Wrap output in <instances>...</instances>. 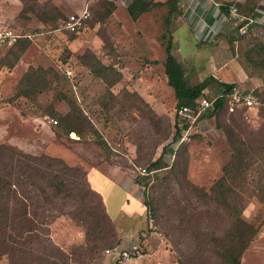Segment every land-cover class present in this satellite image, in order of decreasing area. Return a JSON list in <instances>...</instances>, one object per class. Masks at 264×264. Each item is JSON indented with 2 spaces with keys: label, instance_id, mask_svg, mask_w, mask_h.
<instances>
[{
  "label": "rangeland",
  "instance_id": "374dc122",
  "mask_svg": "<svg viewBox=\"0 0 264 264\" xmlns=\"http://www.w3.org/2000/svg\"><path fill=\"white\" fill-rule=\"evenodd\" d=\"M255 1L241 9L245 19L239 25L245 24V33L232 37L235 43L224 36L225 43L218 46V36L232 34L239 25L233 19L224 27L217 20L205 22L209 5L199 16L194 4L168 14L165 3L132 20L125 0H85L88 17L76 32H69L62 22L80 9V0H0V30L9 28L18 35L13 43H0V143L58 157L78 166L89 187V180L94 184L107 178L123 190L135 189L142 202L129 204L122 218H114L125 246L105 236L95 241L98 251L88 264H116L105 249L117 254L134 247L118 264H177L178 259L215 264L197 250L202 241L211 249V235L220 234L227 222L216 201L190 188L208 192L232 160L230 144L249 152L242 154L244 163L245 155H251L247 169L225 174L229 187L242 197V218L255 230L239 264H264V0ZM253 8L258 16L251 13ZM176 26L173 41L179 54H173L182 56L188 83L212 74L250 92L252 106L233 104L232 111L213 114L206 110L183 130L185 121L177 115L163 72L160 38ZM200 34L215 49L201 41L197 45ZM218 92L213 82L198 98ZM72 112L79 118L78 134L64 126ZM159 155L161 167L147 171ZM142 168L145 174L139 173ZM138 181L146 183L144 194ZM91 200L95 205V198ZM62 203L51 211L55 217L47 226L48 238L61 251L80 253L79 247L91 243L84 208L80 201ZM0 264H9L5 255Z\"/></svg>",
  "mask_w": 264,
  "mask_h": 264
},
{
  "label": "trees",
  "instance_id": "16d2710c",
  "mask_svg": "<svg viewBox=\"0 0 264 264\" xmlns=\"http://www.w3.org/2000/svg\"><path fill=\"white\" fill-rule=\"evenodd\" d=\"M126 12L130 19H136L141 13L148 11L153 6L161 5L160 2L150 3L149 0H125ZM175 0H167V13L175 11ZM111 12V4L108 2ZM168 24L169 17L166 16ZM167 32V29H166ZM165 53L163 72L166 84L171 88L175 107L193 106L203 89L215 82L221 90L213 102L210 114L226 108L227 97L234 89L232 83L216 80L207 76L199 82L190 85L187 81L181 64L171 54V37L163 32L160 35ZM24 89V88H23ZM25 91V89L23 90ZM73 110V104L68 103ZM67 115V114H66ZM79 118L73 112L68 114L64 121L67 132L80 133L75 121ZM179 128H175L178 136ZM232 160L227 163L223 174L210 186L208 192L202 188L191 186L190 190L198 195L216 201L225 216L226 228H222L220 234L211 235L214 246H203V241L198 252L211 256L215 264H239L240 256L244 248L252 239L255 230L241 216L242 197L235 194L227 183L226 172L242 168L247 169L248 159L244 163L246 149L230 144ZM250 150V149H249ZM236 152V153H235ZM244 152V153H242ZM234 160V161H233ZM161 155L149 164L147 171L160 168ZM226 166V167H227ZM234 176L232 173L231 177ZM229 177V176H228ZM83 181V183H82ZM143 186L145 193L146 183L138 181ZM229 192V193H228ZM96 203L92 204L91 197ZM80 201L84 208V220L90 225L87 235L89 246L79 247L80 253L61 251L50 243L47 234V226L52 218L51 213L57 205L63 201ZM143 205L149 210V204L143 201ZM90 234V235H89ZM90 236V237H89ZM108 236L117 245L116 230L112 221L106 214L100 195L92 190L85 181L84 174L78 166H69L60 158L47 154H28L20 149L5 143H0V256L5 255L9 264H88L97 254L95 241ZM114 248V247H113ZM177 264H199L189 259H178Z\"/></svg>",
  "mask_w": 264,
  "mask_h": 264
},
{
  "label": "crops",
  "instance_id": "0c3cea01",
  "mask_svg": "<svg viewBox=\"0 0 264 264\" xmlns=\"http://www.w3.org/2000/svg\"><path fill=\"white\" fill-rule=\"evenodd\" d=\"M166 1L167 0H151L150 3L160 2V3H162L161 5H164ZM255 2H256L255 0H175L174 6H175L176 9H179L180 7H185L186 8L188 5L190 6V5L194 4V6H195L194 11L196 13H199L198 10L200 8L201 13L199 14V16H201V14L204 13V11H202V9L209 5L208 9H210L209 11L211 13H209V12L205 13V17H204L205 22L210 23L212 21L217 20L218 23H219L218 26L220 25L221 27L222 26L224 27L225 22H227L228 20L232 21V18L230 16V14L228 13L229 12V9H228L229 5H231V4L235 5L236 4L235 6L237 8V13L241 17L244 18V16H243L244 12H242L241 9L244 7V5H247L248 7H251V6H253V4ZM80 3H81V7H80V9L78 11H76V13L80 12L83 9V7L85 5V0H80ZM225 4L227 5L228 8L225 7ZM263 4H264V2H263ZM161 5H158V6H161ZM214 10L217 11V13L215 14L217 16L213 15L214 14ZM255 10L256 9L253 8L251 13L255 14L256 16H258L257 15L258 14L257 11H255ZM230 23H232V22H230ZM179 27L180 26H176L175 28H173L172 31H171V34H170L171 37H172L171 38V54L173 56H174L173 53L175 51H177V53L179 54V52H178L179 47H178V45H174V41H173V34H174V32H178ZM187 27H188V25H187ZM193 32L195 34L196 31L193 29ZM217 33H219V32H217ZM224 36H225V38L228 41L235 43V40H233V38H237L239 36V34H238L237 30L236 31L234 30V32L232 34H228V33H227V35L226 34H224V35L220 34L218 36V38L222 37V39H218V46H222L225 43V40L223 39ZM196 38H197V42H196L197 45H198V42L201 41V42H199L200 44L206 43L204 46H207V47L208 46H212L213 47V45H210L209 44L210 42L208 40H206V37L204 36V34H200V35L196 36ZM211 44H213V42ZM173 46H174V49H173ZM199 46H201V45H199ZM213 48L215 49V47H213ZM181 57H182L181 55L179 57H175L174 56L176 61L179 62L180 64H181L180 59H182ZM181 67H182V65H181ZM211 75L212 74H210L208 76H211ZM212 77H215V76L212 75ZM219 81L226 82V83H232L231 81H223V80H219ZM233 85H234V89L239 90L235 84H233ZM218 91H219L218 94H216L215 96H217V95H219L221 93V90L219 88H218ZM88 183H90L89 185H90L91 189L94 190L95 192H97L100 195L102 203H103V206H104V210H105L106 214L108 215V217L110 218V220L112 221L113 225L115 226L116 233H117V240H118L117 245L120 248L124 247L125 246V244H124L125 243L124 235L119 236L118 231H117V227H116V226H119V225L116 223V221H114L115 220L114 218L115 217L117 219L118 218H122L120 216L122 214L121 212H122L123 209L128 207L129 204H131L133 202H135L136 204L137 203H142V202H140V199H137L136 192H133V191H136V190L135 189H133V190H128V189L125 190L124 189L123 190V189H121L120 185L113 184L107 178H104V180H100V181L96 180V181H94V184L93 183L91 184V181L89 180ZM111 185L114 187L113 190H112V191H114L113 192V196H111V192L109 191V190H111ZM144 221H145V219H144ZM145 226H146V223H145ZM144 241H145V239H144Z\"/></svg>",
  "mask_w": 264,
  "mask_h": 264
},
{
  "label": "built area",
  "instance_id": "2783aa9c",
  "mask_svg": "<svg viewBox=\"0 0 264 264\" xmlns=\"http://www.w3.org/2000/svg\"><path fill=\"white\" fill-rule=\"evenodd\" d=\"M228 9H229V14L234 20V23L236 25H239L242 22V20L245 19L239 16V14L237 13V8L234 4L229 5ZM87 17H88L87 6H84L80 12L67 15L66 18L62 22V27L69 32H76L83 25ZM250 21L251 20H248V22ZM245 30H246L245 24L238 26L237 31L239 35L245 33ZM17 38H18V35L9 28H4L0 30V43L10 44V43H13ZM215 97L216 96H214L213 98H208V99L204 97L196 98L194 100L193 106L182 105L177 109V115L185 121L184 127H185V124L187 123L186 127L185 128L183 127V130L188 129L189 128L188 123L191 124L195 119H197V117L201 113H203L206 110L207 111L211 110L212 102ZM226 104H227L226 109L228 111H232L234 109V105L236 106L237 104H241L245 107H250L254 104L253 95L250 92L246 93V92L233 89L232 92L229 93L227 97ZM139 173L145 174L146 173L145 169L144 168L140 169ZM132 250H136V248L134 247L132 248ZM132 250H128V251L120 250V252H117L116 254L114 253V251L105 249L104 253L108 256L112 255L114 257L113 259L115 263L118 264L124 260H127L130 257Z\"/></svg>",
  "mask_w": 264,
  "mask_h": 264
}]
</instances>
